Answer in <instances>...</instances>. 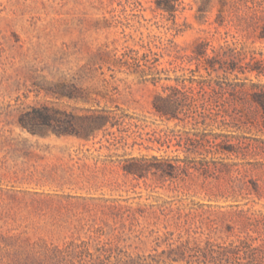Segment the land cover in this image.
<instances>
[{
    "label": "rangeland",
    "instance_id": "374dc122",
    "mask_svg": "<svg viewBox=\"0 0 264 264\" xmlns=\"http://www.w3.org/2000/svg\"><path fill=\"white\" fill-rule=\"evenodd\" d=\"M177 2L0 0V264H264L253 248L222 259L264 243L258 104L248 94L227 124L202 101L173 119L153 105L191 90L188 55L214 31L197 0ZM216 36L246 66L264 50L234 27Z\"/></svg>",
    "mask_w": 264,
    "mask_h": 264
},
{
    "label": "trees",
    "instance_id": "16d2710c",
    "mask_svg": "<svg viewBox=\"0 0 264 264\" xmlns=\"http://www.w3.org/2000/svg\"><path fill=\"white\" fill-rule=\"evenodd\" d=\"M177 1L167 0L166 6L163 7L168 11H176ZM197 2L196 18L200 24H209L213 27L212 37H198L192 53L188 55V62L196 64V68L191 69L194 76L188 78L191 90L186 89L185 83L184 89L170 85L171 92L166 95L158 94L153 102L157 114L168 119L180 118L179 115L185 111V106L190 103L197 106L202 101L205 107L209 105L208 115L213 120L218 119L227 124L229 119L239 120L246 115L249 116L243 106L245 97L250 94L264 115V82L251 80L250 86H247V77L244 80L239 78L240 73L247 72H256L257 78L264 76V50H257V56L252 54L251 59L255 62L250 61L246 66L240 64L245 58L243 52L230 45L228 40L225 43H214L220 29L230 27L236 28V31L244 36L264 41V0H197ZM214 9H216L214 18L211 21L209 17ZM226 34H229V29L226 30ZM221 36L220 34V38H226ZM201 69L206 71V75L196 76L195 72ZM229 74H234L235 77L230 80ZM137 160L139 159L136 158L135 161ZM134 165L130 171L139 172V166ZM251 239L247 236L241 239L240 243L224 248L222 259L226 263H234L237 254L240 255V249L245 248V255H250L248 249L253 248L257 250L255 256L264 262V243L254 246ZM208 243L212 244L210 241ZM180 248L179 253L182 256L176 258V261L183 259L185 254L193 249L186 244ZM199 248L203 255L209 256L205 247ZM211 255L217 258L214 254Z\"/></svg>",
    "mask_w": 264,
    "mask_h": 264
}]
</instances>
